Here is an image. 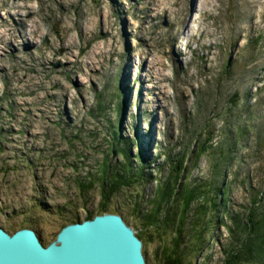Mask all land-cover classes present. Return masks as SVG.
I'll return each instance as SVG.
<instances>
[{
	"label": "rangeland",
	"instance_id": "1",
	"mask_svg": "<svg viewBox=\"0 0 264 264\" xmlns=\"http://www.w3.org/2000/svg\"><path fill=\"white\" fill-rule=\"evenodd\" d=\"M7 5L36 12L26 25L42 34L27 33L30 48L0 44V228L30 229L47 247L102 215L104 170L125 149L145 179L105 213L146 242L145 263L167 264L178 240L182 264H224L240 247L224 226L264 213V0H0V21ZM168 182L175 200L160 204ZM138 194L144 215L160 204L153 227L132 212ZM210 198L219 208L202 218Z\"/></svg>",
	"mask_w": 264,
	"mask_h": 264
},
{
	"label": "water",
	"instance_id": "2",
	"mask_svg": "<svg viewBox=\"0 0 264 264\" xmlns=\"http://www.w3.org/2000/svg\"><path fill=\"white\" fill-rule=\"evenodd\" d=\"M142 246L116 214L68 225L47 247L30 229L9 235L0 228V264H146Z\"/></svg>",
	"mask_w": 264,
	"mask_h": 264
},
{
	"label": "trees",
	"instance_id": "3",
	"mask_svg": "<svg viewBox=\"0 0 264 264\" xmlns=\"http://www.w3.org/2000/svg\"><path fill=\"white\" fill-rule=\"evenodd\" d=\"M121 143V142H120ZM204 147L202 146L200 149V153L204 152ZM128 150H121L119 153L121 154V157L125 163L118 165V169L115 170L113 173L104 170V175L109 176L108 180L106 179L105 183H102L101 187V210L99 211V214H103L107 211V206L109 200L116 195V193L123 187L128 186H134V185H140L143 184L145 175L144 172L140 166L141 169H137V171L134 173L135 170L132 168H128ZM199 153V154H200ZM176 167L172 168V172L175 174L174 176H171L172 178L177 177V173L180 172L179 170L185 171L184 164L182 160H179L176 164ZM89 188H91L93 185L88 184ZM87 186V187H88ZM205 188V187H204ZM173 187H171V183L168 182L165 185V190L160 189L159 195H158V203H170L171 200H175L174 195L172 193ZM211 188H205L203 190V194H208ZM221 188H217L216 191H220ZM216 192V193H217ZM178 197V196H177ZM134 205L132 206L133 214L134 216H138V219L142 221L143 225H146L148 227L155 226L154 223H156L157 220V213L159 212L158 209H160V204L158 205L157 202V210L153 213L148 215L143 214V210L141 208L142 204V198L140 197V194L135 196ZM195 199V193L191 191H187L182 195V202H183V208L181 212V220H184V215L186 213V209H188V204L191 203ZM261 198L259 195H253V193L250 195V202L253 206H257L261 201ZM209 201V202H208ZM206 204L203 206H200L197 210V212L203 217L207 215V207L208 204L210 207L212 206L215 211L219 208V204L215 201V198H210ZM142 210V211H141ZM93 217L91 215H88L85 217V220H91ZM247 224H242L241 219H239V216L233 217L231 220L232 226H224L227 234L230 237V240L234 243L239 244L238 251H232V249L228 248V250H224L225 253V260L224 264H250L252 262H256L259 264H264V213L257 214L255 210H250L248 216H247ZM75 223V222H73ZM181 223V222H180ZM182 225V224H180ZM183 233L180 229H178V237L180 238ZM193 235L195 239L197 240L196 244L194 246H198V241H200V235L196 230L193 231ZM142 243L143 246L146 243L143 241L140 236L138 237ZM182 240V237L180 238ZM181 241L179 243L178 240H175V244L173 248L170 250V253L168 254V260L167 264H182V254L180 251L181 248ZM183 249H185L183 247ZM182 255V256H181Z\"/></svg>",
	"mask_w": 264,
	"mask_h": 264
},
{
	"label": "bare ground",
	"instance_id": "4",
	"mask_svg": "<svg viewBox=\"0 0 264 264\" xmlns=\"http://www.w3.org/2000/svg\"><path fill=\"white\" fill-rule=\"evenodd\" d=\"M44 1V0H43ZM42 3V2H41ZM208 4V3H207ZM203 5H206V2L203 1ZM203 7V10L205 7ZM7 10V16L5 20L0 21V27H4L3 32H0V44L2 45H13V46H20L27 44L28 48H30V43H28V34L31 36H35L37 33L39 36H41L40 29H38V26L35 23H29L26 25L27 19H30V17H33L36 15V12H33L31 10H26L24 12L23 18L18 17L17 13L18 11H14L12 15L8 14V10L11 8L9 5L4 6ZM41 7V6H40ZM20 6L15 7L16 10H18ZM25 8V7H24ZM28 8V7H27ZM24 10V9H23ZM15 18V20H14ZM47 20V19H42ZM30 28V29H29ZM30 30H32L30 32ZM14 48V47H13ZM70 47L66 46L64 47V50H69ZM14 50V49H13ZM28 55V53H26ZM92 66V64H90Z\"/></svg>",
	"mask_w": 264,
	"mask_h": 264
}]
</instances>
